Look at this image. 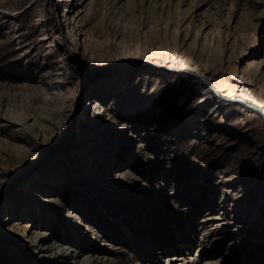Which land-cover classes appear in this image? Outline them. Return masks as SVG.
<instances>
[{"label": "rangeland", "instance_id": "obj_1", "mask_svg": "<svg viewBox=\"0 0 264 264\" xmlns=\"http://www.w3.org/2000/svg\"><path fill=\"white\" fill-rule=\"evenodd\" d=\"M172 1L179 11L161 0H0V105L39 126L62 110L65 124L52 149L0 134L1 228L29 222L102 264H264V94L247 85L239 106L226 94L264 58V0ZM210 31L232 56L218 75L181 42ZM95 99L104 106L91 123ZM99 141L103 156L89 148ZM114 172L131 185L86 177ZM31 188L53 202L37 206ZM5 234L0 264H57Z\"/></svg>", "mask_w": 264, "mask_h": 264}, {"label": "bare ground", "instance_id": "obj_2", "mask_svg": "<svg viewBox=\"0 0 264 264\" xmlns=\"http://www.w3.org/2000/svg\"><path fill=\"white\" fill-rule=\"evenodd\" d=\"M178 2L173 3L172 0H161L160 7L161 9H163V8H166V6H168V8L170 6H174L175 10L179 11ZM212 31H210V33L209 32L205 33L204 38H202L201 41L199 40L200 42L197 40L196 37H194L191 41L190 40L188 41L186 36L182 37L181 42L186 46L185 52L188 54L187 56H195L196 58L201 59L204 63L211 64L214 69V74L218 75L217 67L218 66L222 67L223 62L226 60L227 61L230 60L232 56L228 54L227 59L224 58L225 57L224 54H226V51L224 47L221 46L220 43H218L219 41L215 42L213 39H211L210 34L213 35ZM175 55L176 53L173 54V57H172L173 60H176V62H178L179 65L183 66L184 65L183 60L181 61L180 60L181 58ZM248 67H247L248 69L247 68H244V70L242 69L243 73L239 72L242 75V79L247 84L245 85V83L241 81L240 84L236 86V89L235 87L234 89H231L229 87V89L231 90L230 92L228 91L229 93H226V94H231L232 96L233 93L234 94L242 93V94H245L246 96H249V93L245 88L248 85L249 87H251V90L256 93L258 92V89H256V86H259V89H260V92L258 93L259 97L261 98L263 96L264 94V70H263L264 69V58L260 62L251 61ZM205 73H208V72H205ZM219 76L218 78L216 77V80L218 81L219 84L220 83L222 84V81H224V79L227 81L231 79L233 80V77H229V76L223 77L222 74ZM254 81L256 82V84H254L255 83ZM94 101L97 104V106L93 105V111L95 110V113H94L95 117L92 118V120L90 121L91 123H93L94 118L99 116L101 109L104 106V105L101 106L97 99H95ZM234 102H236V105L234 106H239V101H234ZM215 110H218V108ZM62 112H63L62 110L58 111L59 114L56 115L58 117H53L51 115H40L39 118H41L42 121H44V123L43 124L41 123L42 125L39 126V124H36V120L38 116L32 115L31 113H24V114L16 113L17 115H14V112L11 109H8V108L5 109L3 108V106L0 105V134H3V132L6 130L10 132V138H12L13 140L18 139L23 142H28V144L30 143V145L35 146V148L52 149L60 143V140L63 134V129L65 128L64 117H63ZM224 112L232 117L240 114L239 113L240 110L239 112L232 111V113H230L231 111L229 112V110L228 111L226 110ZM81 114L82 113L78 114V118L79 117L81 118ZM85 120L86 119L83 118V122H85ZM30 133L33 134L32 137L29 136ZM29 137H30V140H29ZM102 145H103V141L95 142L92 146L89 147L90 151H92V153L94 154L98 153L97 155L101 156L103 152L105 151ZM79 155L81 154H78V157ZM24 156H26V154H24ZM86 177H88L90 181H93L94 183L99 184V185H105V184L112 185V184L117 183V186L122 189H126L131 185V178L125 173L114 172V174H111V176H108V177H97L95 174H89V175L87 174ZM26 195L30 197L33 201H35L37 203V206L39 207L40 205L45 207V205L49 203L51 204L53 202L51 199H46L43 196H41V194H39V192L35 188L29 189ZM88 214H94V210L90 209ZM77 215H78V212L76 211L70 214L71 217H75L76 223L78 224L79 223L81 224V222L85 220L84 218L87 217V216L82 215V218H81ZM31 229L32 227L30 226L29 222H25L24 225L21 226V228L17 227V224H14L10 228L0 227V233L5 234L7 232L9 233L11 232L13 234V231L16 230L18 232V236H17L18 238L27 239V244L29 243L28 245L30 246V250L33 253L37 254L42 259L43 258L45 259L47 256H49L48 261L50 262H55L57 264H102L101 260L98 257H95L93 255L81 256L80 254L76 253L75 250H73V248H70L69 246H65L66 244L64 245L59 244L56 241H54L51 237H48L46 232L36 233L32 231ZM107 235L111 238V235L109 234ZM170 259H171L170 262L172 264L174 259L172 258V256L170 257ZM178 260L182 261V259H178ZM181 264H194V261L192 260L190 256L189 261L181 262Z\"/></svg>", "mask_w": 264, "mask_h": 264}, {"label": "trees", "instance_id": "obj_3", "mask_svg": "<svg viewBox=\"0 0 264 264\" xmlns=\"http://www.w3.org/2000/svg\"><path fill=\"white\" fill-rule=\"evenodd\" d=\"M21 69L19 67H16L14 66L13 64L12 65H9L8 68H7V71L10 73V74H17ZM9 78H12V77H9Z\"/></svg>", "mask_w": 264, "mask_h": 264}]
</instances>
